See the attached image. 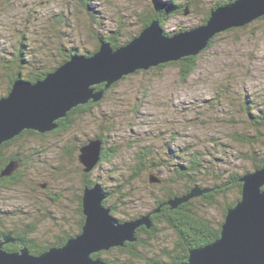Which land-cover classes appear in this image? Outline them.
Here are the masks:
<instances>
[{
	"label": "rangeland",
	"instance_id": "1",
	"mask_svg": "<svg viewBox=\"0 0 264 264\" xmlns=\"http://www.w3.org/2000/svg\"><path fill=\"white\" fill-rule=\"evenodd\" d=\"M190 1L188 8L172 15L166 22L170 32L185 27L193 29L194 25H197L194 28L201 26L200 19L207 14L211 2L215 0ZM77 2L0 0V57L3 55L5 61L13 59L22 46L21 52L27 66L38 70L41 66L52 65L57 55L55 28L66 29L62 40L58 39L60 47L63 42L67 46L78 42L85 49L92 46L87 32L89 19L79 10L75 11ZM89 2L101 19L96 30L109 32L117 27L126 34L121 35V39H126L129 33L137 31V14L143 13L146 6H150L151 0ZM60 14H65L69 25L62 21L55 26L53 22L56 23ZM51 23L53 26H50ZM231 28L236 29L220 31L210 48L202 49L194 55L197 58L196 70L185 80L181 78L178 64L138 69V73L125 75L115 89L107 92L104 97L102 95L98 105L90 110L75 112L70 127L55 134H52L53 129L51 132H41L44 135L42 137L36 134L25 135L8 145L11 152L21 149L25 160L20 167L21 176H17L19 180L16 186L9 187L17 188L16 192L7 187L4 189V200L0 201L2 209L5 207L6 210H13L16 217L21 214L20 218L24 222L33 223L35 219L37 225L33 236L36 235L40 241L45 239L47 231L51 230V235L60 231L58 227L63 224V219H68L69 225L66 227L70 226L73 230L79 217L76 193L81 187L82 176L77 154L70 152V146L77 147V143L87 141L101 132L100 122L104 117L112 120L109 146L114 148V156L96 166L93 177L98 174L104 177L106 187L113 190L118 186L114 180L119 176L123 174V180H127L120 188L123 193L129 194L121 198L120 202L119 194L113 191L115 194L108 199V204L114 207L112 211L116 218L130 220L146 213L154 218L158 214L152 212L155 201L151 195H160V185L148 182L147 170L133 176L141 146L152 147L155 155L183 162L189 153L183 147L193 143L192 148L188 149L203 152L201 156L210 170L228 176L251 169V155L255 152L258 153L257 157L260 153L264 154V144L258 142L255 145L251 142L252 138H248L250 140L247 142V137L254 132L253 128L242 121L239 110L242 95L246 93L264 102V19L255 18L245 26ZM3 72L0 66V92H4L7 86ZM102 89L104 93L105 88ZM182 149L185 150L184 154ZM158 172L166 176L163 166H160ZM201 179L204 183L206 180L208 185L209 176L201 173L198 180ZM45 180H49L48 190L57 194L54 203H49L43 195ZM237 193V189L221 192L212 204L202 199L201 195H196L190 207L197 215L217 223L222 218L225 200H233ZM15 194L17 197H13ZM10 223L5 224L12 229L14 226ZM155 224V236L145 235L148 244L144 257L159 256L166 261L164 250L174 247L177 236L164 220L157 218ZM139 227L146 229L144 225ZM115 255L118 253L110 252V256ZM144 263V260H134V264Z\"/></svg>",
	"mask_w": 264,
	"mask_h": 264
},
{
	"label": "water",
	"instance_id": "2",
	"mask_svg": "<svg viewBox=\"0 0 264 264\" xmlns=\"http://www.w3.org/2000/svg\"><path fill=\"white\" fill-rule=\"evenodd\" d=\"M264 15V0H235L210 10L206 22L198 28L166 37L157 20L118 48L102 43L90 56H71L43 79L34 83L15 81L9 92L0 97V144L23 130L46 132L57 126V119L89 100L97 101L103 89L138 69L195 55L212 36L222 30L247 24ZM102 141L91 139L80 147L78 160L89 171L100 160ZM15 168L10 163L3 174ZM241 195L228 207L220 225V234L212 242L189 250L181 264H264V163L239 178ZM151 182L158 181L154 177ZM206 189L194 187L190 193L169 201L170 207ZM106 193L98 187H85L82 194L84 222L81 232L69 237L61 246L49 247L40 254H31L22 246L5 250L3 244L14 241L9 234L0 239V264H107L92 253L123 246L137 239L140 225L151 228L149 214L120 221L110 207L103 204ZM158 211V210H155ZM167 264V263H161Z\"/></svg>",
	"mask_w": 264,
	"mask_h": 264
},
{
	"label": "trees",
	"instance_id": "3",
	"mask_svg": "<svg viewBox=\"0 0 264 264\" xmlns=\"http://www.w3.org/2000/svg\"><path fill=\"white\" fill-rule=\"evenodd\" d=\"M90 0H78L75 11H80L84 15H86L88 21V37L92 41V46L86 47L83 44H79L78 42H74L69 46L65 45L63 42L62 47H60V41L58 42V39L64 36V32L66 29H60L55 28L56 33L55 36L57 38L56 42V52L57 55L54 58V61L51 62L52 65H46L41 66L38 70L33 69L32 66H27L25 64L26 60H24L22 56V46L19 48V53H17L16 57L13 59H8L5 61V57L2 55L0 57V66L3 68V76H5L7 86L4 92H0V97L5 96L9 90L11 89L12 84L17 80H24L27 82L34 83L40 79H43L45 75L53 70H55L58 66H60L62 63L67 61L71 56H90L95 51H97L102 43H108L109 46L112 48H118L125 43H127L130 39L135 37L139 34V32L148 26L152 21L157 20L159 22V26L163 31V35L166 37L172 36L177 33H181L183 31H186L187 29H191L188 27L175 29L176 32H170L169 29L166 27V22L169 20V18L177 13L183 12L186 8H188V4L191 2L190 0L181 2L176 0H151L150 6H146L143 13H140V15L137 14V17L139 19L137 31L129 33L128 37L126 39H121V35H126L125 32H121L119 28H112L111 31H97L95 27H99L101 23L100 16L94 12V9L90 6ZM235 0H215L214 2H211L210 9L207 12L204 17L200 19V23L204 24L206 20L208 19L210 15V10L215 9L218 7L225 6L229 3H232ZM65 14L58 15V18L53 22L56 26V24H59L60 22L64 21L68 25V21L65 20ZM137 17L136 20H137ZM63 18V19H62ZM134 18V17H133ZM258 19H264V15L261 17H258ZM124 20V19H123ZM122 22L126 24V21ZM200 24V25H202ZM50 26H53L51 23ZM197 26V25H194ZM193 26V28H194ZM236 28H229V30H235ZM54 31V30H53ZM80 32V31H79ZM217 34L214 36L216 37ZM87 37V38H88ZM212 36L210 41L207 43L205 48L203 50H206L212 46L213 39ZM87 39V40H89ZM59 44V45H58ZM23 45V44H22ZM24 47V46H23ZM21 52V53H20ZM53 55V54H52ZM50 62V61H48ZM196 62L197 58L194 55L185 56L180 58L177 61H172L164 64H159L157 66H165L166 64H178L179 71L181 78L185 80L191 74L196 70ZM28 69V71H24ZM138 73L139 71H135ZM125 76H123L121 79H124ZM115 81L112 83L109 87L105 88L103 97L107 92L110 90L115 89L116 85L119 83V81ZM105 83H100L95 86V90H100L104 88ZM247 94V93H246ZM243 94L242 95V104L240 107V113L242 116V121L245 123V125L249 126L250 128H253L254 133H251L252 137H247V142L250 140L248 138H252V143H255V145H258V142L261 144H264V102H259L258 99L255 97V95L250 96L249 94ZM102 98V97H101ZM101 98L97 101L89 100L87 104L85 105H78L74 109H71L67 112V114L64 117H61L57 119L55 122L57 123V127L52 130V134H55L57 132H61L64 129L70 127L72 125V115L75 112H79L81 110H90L94 105H98ZM103 119V118H102ZM112 121V120H111ZM110 121L109 117H104V120H101L100 122V128L101 132L94 134L92 137H90L87 141L91 139H97L99 138L102 141V151L100 154V160L97 162L93 168H91L89 171H84L83 165L80 163V170H81V176H82V183L81 187H79L77 190H79L76 193V199L78 202V220L75 223V228L73 230L69 227H66L69 225L68 219H63V224H60L58 228H60V231L58 230L53 235H51V230L47 231L48 233L45 236V239L40 241L36 239V235L33 236V233L36 230L37 221L34 219L32 220L33 223L30 221L24 222L22 218H20V215L17 216L18 220H15L16 212L13 210H6L2 209L0 205V238L1 236L10 233L11 232V238L14 241H10L3 245V248L5 250L10 251H16L19 249V247L25 246L28 248L29 252L31 254H40L41 252L45 251L49 247H55V246H61L63 245L66 240L78 233L81 232V227L84 222V215L82 213V194L85 187H92V186H98L100 187L104 193H106V198L103 200V204L106 207L111 208V214L114 215V207L112 205L108 204V199L114 195L115 193L119 194V201L121 202V198H125V195H128L129 193H123L122 189L120 188L123 186V184L127 180H123V174L119 176L117 180H114L117 182L118 185L115 190L113 188H108L104 184V177H101L99 174L97 176L93 177V170L96 166H100L104 161H109L113 158L114 148L109 146L111 142L109 138V132H111L113 126L112 122ZM51 132V131H50ZM40 135L42 137L43 134L41 132H37L35 130L26 129L23 130L21 133H19L17 136L13 137L10 140L4 141L0 144V201H3L4 198L2 195H4V189L7 187L10 191H15L17 188L10 189L11 186H16L17 181L19 180V177L21 176L20 173V167L24 163V155L22 154V150H14L10 151L8 150V145L19 141L23 136L25 135ZM44 136V135H43ZM86 140H83L82 143H77V147L75 145L70 146V152H73V154H77V160H78V154L80 147L85 145L87 143ZM255 141V142H254ZM257 142V144H256ZM169 143L167 144V146ZM194 144L193 143H187L185 147H183L185 150H188V156H186L185 160L183 162L177 161H171L170 158H166L163 155H155L153 154V148L150 146H141L137 153V162L133 169V176L136 174H140L142 172L148 171V182L159 184L160 189V195L154 196L152 193V198L155 201L154 203V209H152V212L158 213L154 216V218H151L153 223L151 228L146 227V229H143V227H138L136 230V236L137 239L134 242H125L123 246L119 247H112L108 250H102L98 251L96 253H92L93 257H100L102 258L107 264H134V260H144V264H161V263H167V264H181L184 262L188 256V252L190 249L199 247L202 245H205L209 242L214 241L220 234V225L225 217L226 210L228 207H231L234 205V203L237 201V199L241 195V186L242 183L239 180L242 174H245L247 172H250L251 170H254L256 168L261 167V165L264 163V154L260 153V155L257 157L258 153H254L251 155L252 158V167L251 169H247L244 171V173L237 174V173H231L228 176H224L223 173L217 172L215 170L208 169V166L204 163L205 160L201 156L203 152H196V151H190ZM7 147V148H5ZM7 149V150H6ZM184 149H182V153L184 154ZM29 151V150H24ZM111 152V153H110ZM207 156L209 153H205ZM171 155V154H170ZM173 155V154H172ZM205 157V155H203ZM14 163L15 168L14 170L6 175L3 174L4 169L10 164ZM79 162V160H78ZM160 166H163L166 171V176L163 177L159 172L158 169ZM201 173H205L206 176H209L210 180L207 182L205 180V183L202 182L203 180H198V177ZM199 175V176H198ZM211 176V177H210ZM121 177V178H120ZM154 177L158 181L151 182L150 178ZM225 177V178H224ZM113 178V177H112ZM197 183V184H196ZM204 183V184H203ZM210 183V184H209ZM194 187H198L200 189H206L207 191H204L201 194V198L204 199L207 203L212 204L215 202V198L217 195H219L221 192H224L229 189H237V195L233 198V200H225L224 203V211L222 214V218L217 223H214L204 217H201L197 215V213L193 210V208L190 207L191 203L193 202V197L190 199H187V201H183L177 205L175 208H171L169 201L175 199V198H181L186 196L188 193H190L191 189ZM264 188V186H263ZM115 191V193L113 192ZM14 192V193H15ZM7 193V192H6ZM13 193V194H14ZM128 198V197H127ZM196 198V197H195ZM123 202V201H122ZM52 203V202H51ZM4 204L3 206H5ZM158 210V211H155ZM49 212V211H48ZM39 214V213H38ZM148 214V213H146ZM28 216V215H25ZM41 216H43V213H41ZM16 217V218H15ZM157 218L164 220L171 228L175 230L177 241L175 242V245L172 249L164 250V253L167 254V260L164 261L159 256H152L150 258H145L144 256L147 248V240L146 236L153 235L155 236L157 231V226L155 224ZM120 221H123V219L118 218ZM40 220V219H39ZM11 222L10 224L13 225L14 229L6 227L5 223ZM68 222V223H67ZM56 230V228H55ZM23 242L20 245L21 237H23ZM150 237V236H149ZM115 251L118 253L116 256H110V252ZM102 254H106L107 256H104ZM120 254V255H119Z\"/></svg>",
	"mask_w": 264,
	"mask_h": 264
},
{
	"label": "flooded vegetation",
	"instance_id": "4",
	"mask_svg": "<svg viewBox=\"0 0 264 264\" xmlns=\"http://www.w3.org/2000/svg\"><path fill=\"white\" fill-rule=\"evenodd\" d=\"M25 160V159H24ZM49 182V180L48 181H46L45 180V182H44V185L42 186L44 189H43V195L44 196H46L47 197V199L49 200V203H51V202H53L54 200H55V196L57 195L56 194V192H54V191H49L48 190V188L50 187V185H47V183ZM49 191V192H48ZM13 197H17V195L15 194V196H13ZM65 198V197H64ZM54 203V202H53ZM7 234H9V236H10V238H11V232L10 233H7ZM6 235V234H5ZM4 236V235H3ZM3 236H1V238L3 237ZM0 238V239H1ZM22 238V242H23V238H24V235H23V237H21ZM8 243V242H7ZM4 244H6V243H4ZM3 244V245H4Z\"/></svg>",
	"mask_w": 264,
	"mask_h": 264
},
{
	"label": "bare ground",
	"instance_id": "5",
	"mask_svg": "<svg viewBox=\"0 0 264 264\" xmlns=\"http://www.w3.org/2000/svg\"><path fill=\"white\" fill-rule=\"evenodd\" d=\"M253 20H254V19H253ZM253 20H251V21H253ZM251 21H250V22H251ZM250 22H248V24H249ZM198 25H199V24H198ZM242 26H243V25H242ZM244 26H245V25H244ZM217 33H219V32H217ZM217 33H216V34H217ZM216 34H215V35H216ZM215 35H214V36H215ZM214 36H213V37H214ZM140 70H141V69H140ZM119 80H120V79H119ZM243 175H244V174H242L241 176H243ZM190 198H192V197H190ZM190 198H189V199H190Z\"/></svg>",
	"mask_w": 264,
	"mask_h": 264
}]
</instances>
